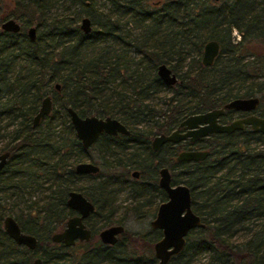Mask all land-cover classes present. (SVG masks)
Returning a JSON list of instances; mask_svg holds the SVG:
<instances>
[{"label": "trees", "instance_id": "16d2710c", "mask_svg": "<svg viewBox=\"0 0 264 264\" xmlns=\"http://www.w3.org/2000/svg\"><path fill=\"white\" fill-rule=\"evenodd\" d=\"M63 1L11 0L5 7L0 0V22L12 17L20 25L16 32L0 28V150L9 151L0 171V264H31L35 256L54 264H153L151 245L160 235L154 229H124L112 245L99 241L96 228L76 246L50 240L68 213V177L83 152L65 108L110 115L147 133L162 130L153 119L158 113L169 128L233 96H258L264 116V51L255 50L264 46V0H104L103 13L94 9L96 0H65L89 17L88 32L74 11L63 13ZM127 18L142 31L136 42L128 38ZM32 24L29 38L25 27ZM232 28L240 35L235 43ZM209 39L219 49L205 66L200 55ZM158 63L175 73V83L161 81ZM161 87L171 90L166 113L150 102ZM49 90L50 112L32 127ZM251 137L261 144L250 145ZM203 139L207 156L184 161L173 177L189 187L191 209L204 224L187 233L167 264H264V135L243 127ZM5 214L36 237L33 249L6 234Z\"/></svg>", "mask_w": 264, "mask_h": 264}, {"label": "water", "instance_id": "95a60500", "mask_svg": "<svg viewBox=\"0 0 264 264\" xmlns=\"http://www.w3.org/2000/svg\"><path fill=\"white\" fill-rule=\"evenodd\" d=\"M79 28L83 32L90 30L89 17L83 15L78 22ZM19 22L12 17L4 18L0 22V28L5 31L16 32L19 30ZM26 35L29 38L35 36V26L30 25L26 29ZM218 42L215 39H209L204 42L201 50L200 61L203 65L212 62L218 53ZM155 72L161 81L165 84H172L177 80L173 71L165 63H158ZM54 88L58 89L59 84L54 83ZM258 96H235L228 99L219 107H213L197 113L185 115L179 122V126L184 130L177 133L176 130L168 134H161L154 138L153 144L161 143L165 140L176 141L187 138L188 141H194L200 137L206 136L211 132H231L234 129H242L248 125L252 131L260 132L264 135V116L255 113ZM224 108L235 111H249L245 116L234 118L227 123L217 121V116L222 114ZM51 109V97L45 94L39 102L38 108L32 116L31 125L34 126L40 117L48 114ZM66 113L69 122L76 137L80 140L82 146L90 145L100 131L107 133L122 132L127 133V128L120 120L110 115L86 114L79 115L71 106H66ZM8 151L0 152V171L6 162ZM208 150L206 148L184 149L180 150L176 156L177 159L201 160L206 157ZM79 171L93 172L97 167L90 162H79L75 165ZM159 185L167 193V200L158 205L154 219L151 221L153 226L160 227V235L152 243V253L156 259V264H167L171 255L178 253L185 244L187 233L195 228L203 226L200 216L191 209V197L189 187L184 183L171 185L169 174L166 168L160 170ZM67 204L79 211L80 216L67 218L65 226L50 234V240L61 242L65 246L71 245L75 239L87 240L91 234L89 228H85L80 221L90 209L92 204L86 200L79 192L70 191ZM2 228L6 234L16 243L22 244L29 249L36 246L37 239L34 235L21 230L15 219L10 214H5L2 218ZM123 231L119 225H112L107 228H101L97 232L98 239L107 244H112L117 240V236ZM31 264H54L46 263L39 256L32 258Z\"/></svg>", "mask_w": 264, "mask_h": 264}, {"label": "flooded vegetation", "instance_id": "af4514ba", "mask_svg": "<svg viewBox=\"0 0 264 264\" xmlns=\"http://www.w3.org/2000/svg\"><path fill=\"white\" fill-rule=\"evenodd\" d=\"M175 82L176 81L173 83ZM197 112L201 111L193 113ZM248 112L249 111H235L224 108L223 113L217 116V121L220 123H227L234 118L245 116ZM156 116V118L151 117L158 120L159 124H161L160 127L162 130L155 129L154 131H149L147 133L146 131L136 128L129 129L124 124L127 128V133L119 131L116 133H107L100 131L94 141L86 147L82 146L80 140L75 135L83 148V152L81 158L73 164V171L76 175H69L68 177V182L72 184L66 191L65 195V205L68 208V213L63 224H61L60 227H56L58 229L55 228L54 231L63 228L67 218L80 216L77 209L72 208L67 204V199L69 198L68 193L70 191H77L92 204V209H90L84 216L80 217L81 223L85 228H89L91 233V228H107L112 225H119L124 231L126 228L124 225L125 221L132 216H136L138 219L148 218V228L160 232L158 229L160 227L151 224V221L155 217L158 205L161 202L166 201L168 198L164 188L159 185L160 170L166 168L171 185L183 183L176 180L173 176L181 174V167L184 161L192 160L177 159L176 156L178 152L184 149L205 148L203 145L205 140L203 138L216 134V132H211L194 141H188V139L185 138L176 141L165 140L161 143L155 141L156 144H153L156 136L168 134L173 130H176L177 133L184 130L183 127L179 126V122L185 115L179 118L177 122H173L169 128L166 127L162 113H158ZM38 122L34 126H36ZM245 127L249 126L245 125ZM92 146L96 150L95 158L86 155V151ZM1 151L7 150H0V152ZM79 162H90L95 165L97 169L93 172L76 170L75 165ZM84 179H89V182H91L92 185L89 186V182L81 183ZM116 183L119 185H116ZM120 192H123L124 195L121 199L123 213L119 216L116 213L119 201L118 194ZM11 216L13 217V215ZM99 221H101V223L98 224ZM119 235L117 236V239ZM90 237L91 234L89 238ZM87 240L75 239L69 246H76Z\"/></svg>", "mask_w": 264, "mask_h": 264}, {"label": "rangeland", "instance_id": "374dc122", "mask_svg": "<svg viewBox=\"0 0 264 264\" xmlns=\"http://www.w3.org/2000/svg\"><path fill=\"white\" fill-rule=\"evenodd\" d=\"M195 1H197V2H207V0H195ZM63 2H64V5L66 6L65 10L63 11V13H67L68 11H74L75 14L78 16V22H79L80 17H82L85 13L79 12L78 11V8L74 4L72 6H70V8H68L69 7L68 6V1H65L64 0ZM4 3H5L4 6L5 7H8L11 4V0H5ZM105 4H106V2L104 0H96V2L94 4V9L96 11H98V12L99 11L102 12V13L103 12H106V9L107 8L104 7ZM61 8H62V5H59L58 4L57 10H60ZM130 20L131 19L127 18V19H124L123 21H125L124 23H126L125 28L129 31L128 38L130 40H132L133 42H136V41L139 40V38H140L139 35L141 34L142 31H141V29L138 26H136ZM20 23H21V21H20ZM28 26L29 25H26L25 31H26V29H27ZM239 36H240L239 35V32L235 28H232L231 29V32H230L231 42L232 43H235L239 39ZM255 50L262 52V51H264V46L261 45V44H255ZM133 56L134 57H138V54L136 53ZM252 57H253V54L245 55V59H250ZM206 72L207 73H210L209 70H207ZM170 91H171L170 89H165V88L161 87L156 92V96H153L152 99H151V101H150L151 103L154 104V107L155 108H157V109L160 110V112L166 113L168 111L169 105L166 104L163 99L165 97H167V96L170 95ZM48 94L51 95V90H49ZM230 98H232V97H230ZM262 107H263L262 110H264V103H263V106ZM259 109L260 108L256 109L255 110V113L259 112L260 111ZM91 114H95L96 115L95 112H93ZM54 121H55V119H54ZM249 142H250V145H257V144L260 145L261 144L260 141L256 140L253 137H251V139H249ZM86 155L92 156L93 158H95V156H96V150L94 149L93 146L91 148H89L88 151H86ZM89 181H90L89 179H84V180H82V182L81 181L80 182L81 183H86V182H89ZM88 185L91 186L92 183L89 182ZM116 185H119V184L116 183ZM30 190L33 193V196L32 197H34V198L39 197L40 194H41V191L38 188H36V187L35 188H30ZM4 195L7 196V199H11L12 198L8 194H4ZM123 195H124L123 192H120L118 194L119 201H118V208H117V213L116 214L119 215V216L122 215V213H123L122 212V207H121V205H122L121 199H122V196ZM38 201H39L38 204H40L42 202L40 199H38ZM147 220H148V218L138 219L136 216H132V217H130V219H128V220L125 221V224H124L125 227H126L125 229L128 230V231H131V232H139V233H142L143 232V233H146V232H148L151 229V228H148V222H147ZM99 223H101V221H99L98 224ZM99 229H101V228H96V231H98ZM240 234H241V230H237V232L235 233L234 236H238ZM96 236H97V233H96ZM150 252L152 253V246H151ZM153 264H156V260L153 262ZM227 264H230V263H227Z\"/></svg>", "mask_w": 264, "mask_h": 264}]
</instances>
